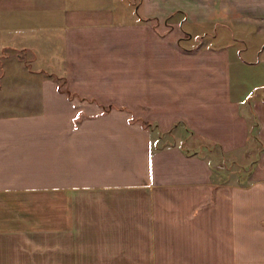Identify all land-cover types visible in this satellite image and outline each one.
<instances>
[{
	"label": "crops",
	"instance_id": "0c3cea01",
	"mask_svg": "<svg viewBox=\"0 0 264 264\" xmlns=\"http://www.w3.org/2000/svg\"><path fill=\"white\" fill-rule=\"evenodd\" d=\"M226 21L264 0H0V264H264V64L183 26Z\"/></svg>",
	"mask_w": 264,
	"mask_h": 264
},
{
	"label": "rangeland",
	"instance_id": "374dc122",
	"mask_svg": "<svg viewBox=\"0 0 264 264\" xmlns=\"http://www.w3.org/2000/svg\"><path fill=\"white\" fill-rule=\"evenodd\" d=\"M224 25H218V29L220 28L221 31H217L216 34H211L212 30H209L208 28H206L207 31H203V30H196L194 29V35L193 37L189 40L190 42L195 43L196 41H200L201 42H206L211 40V42H213L214 44L217 43H224V42H235V44H237L238 47H236V45L234 44V48H235V52L236 54H240L242 55V57L246 60L249 59V57L247 56H252L255 59H258V57L261 60V63L264 64V50L260 53L257 54L254 51V46H256L258 43L263 42L264 41V30H262L261 32H256V31H250V28H244L241 27L242 29H240V23H236L234 24V22L232 23L231 21H226L223 22ZM189 28V26H186ZM202 26H198V28H201ZM237 29V30H236ZM205 30V29H204ZM204 32V35H199V33ZM226 34V35H225ZM241 38L245 39V42H243ZM232 46V48H233ZM256 48V47H255ZM14 48H12L11 46L7 45H3L2 47H0V72H2V70L6 69L9 66V61H10V57L12 55V52ZM60 58V57H59ZM60 62L56 64V69L54 71L55 76L59 75L62 76V70L60 67ZM251 66V65H250ZM252 68V69H250ZM257 68V69H255ZM49 70V69H48ZM254 71L253 76L248 75V85H250V83L252 84V82L250 81L251 77L256 78L254 81H259L261 78L260 75L264 74V67H261V64H258L256 67L255 65H252V67H246L245 69V74H251V71ZM259 72V73H257ZM10 80L2 77L1 82L8 83ZM261 81V80H260ZM259 81V82H260ZM263 82V81H262ZM264 83V82H263ZM7 88V87H5ZM3 89V88H2ZM0 89V90H2ZM2 95H0V98Z\"/></svg>",
	"mask_w": 264,
	"mask_h": 264
},
{
	"label": "trees",
	"instance_id": "16d2710c",
	"mask_svg": "<svg viewBox=\"0 0 264 264\" xmlns=\"http://www.w3.org/2000/svg\"><path fill=\"white\" fill-rule=\"evenodd\" d=\"M176 13H178L177 14V16H179L178 18L180 19V21H186V19H185V15H184V12L181 10V9H178V10H176V11H174L173 13H171V14H169L168 16H167V18H166V24H167V26H169V25H171V23H172V20H173V18L171 19V17H173L174 15H176ZM177 16H175V17H177ZM151 19H152V22L153 23H157V21L158 20H156V17L155 16H153V17H151ZM187 24H189V22H184L183 23V26H184V28H185V30H187V32L190 34V37L191 36H193L194 35V31H193V28H191L190 27V25H187ZM186 26H189V28L188 27H186ZM203 31H207V30H203ZM217 33V31L216 30H212L211 31V34H216ZM204 35V32H201V33H199V35ZM226 35V34H225ZM188 44V43H187ZM186 44V42H184L181 38H180V45L182 46V47H186V48H190L191 46L189 45H187ZM55 78H56V80H57V86L60 88V89H63V90H65L67 93H69V94H71L72 92L64 85V77L63 76H55ZM143 123H148L149 121H142Z\"/></svg>",
	"mask_w": 264,
	"mask_h": 264
}]
</instances>
